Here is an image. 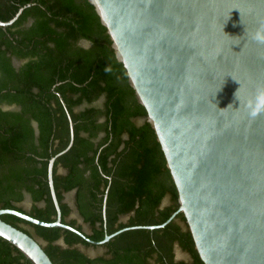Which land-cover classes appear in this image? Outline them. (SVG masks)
<instances>
[{
    "label": "trees",
    "instance_id": "16d2710c",
    "mask_svg": "<svg viewBox=\"0 0 264 264\" xmlns=\"http://www.w3.org/2000/svg\"><path fill=\"white\" fill-rule=\"evenodd\" d=\"M21 7L0 28V209L55 220L47 163L68 144V114L72 146L52 167L61 222L96 242L162 224L177 208L176 191L93 7L87 0H0V21ZM72 191L73 207L66 201ZM0 219L37 241L53 264H202L180 213L162 228L126 230L102 245L12 215ZM87 248L102 253L90 257ZM0 264L31 263L0 238Z\"/></svg>",
    "mask_w": 264,
    "mask_h": 264
},
{
    "label": "water",
    "instance_id": "95a60500",
    "mask_svg": "<svg viewBox=\"0 0 264 264\" xmlns=\"http://www.w3.org/2000/svg\"><path fill=\"white\" fill-rule=\"evenodd\" d=\"M159 145L176 210L159 225L91 241L61 222L4 214L102 245L126 230L164 227L182 214L202 264H264V0H87ZM22 7L0 28L10 26ZM105 190L102 215L105 219ZM0 238L31 264H53L37 241L0 219Z\"/></svg>",
    "mask_w": 264,
    "mask_h": 264
},
{
    "label": "rangeland",
    "instance_id": "374dc122",
    "mask_svg": "<svg viewBox=\"0 0 264 264\" xmlns=\"http://www.w3.org/2000/svg\"><path fill=\"white\" fill-rule=\"evenodd\" d=\"M66 201L69 202V204L72 203L70 194L66 196ZM70 217L77 219L78 223H80V220L77 218V215L74 212L70 215ZM83 229L84 231H87V228L85 226H83ZM83 251L90 257H94L97 254L102 253V249L100 248H87V249H83ZM176 258L181 259V258H185V256L179 251H176Z\"/></svg>",
    "mask_w": 264,
    "mask_h": 264
},
{
    "label": "clouds",
    "instance_id": "9594fccd",
    "mask_svg": "<svg viewBox=\"0 0 264 264\" xmlns=\"http://www.w3.org/2000/svg\"><path fill=\"white\" fill-rule=\"evenodd\" d=\"M255 39H257L261 43H264V38H262L260 35H257Z\"/></svg>",
    "mask_w": 264,
    "mask_h": 264
},
{
    "label": "flooded vegetation",
    "instance_id": "af4514ba",
    "mask_svg": "<svg viewBox=\"0 0 264 264\" xmlns=\"http://www.w3.org/2000/svg\"><path fill=\"white\" fill-rule=\"evenodd\" d=\"M73 194H74V191L70 192L71 198H72ZM70 205H71V207H73L72 203H70Z\"/></svg>",
    "mask_w": 264,
    "mask_h": 264
}]
</instances>
